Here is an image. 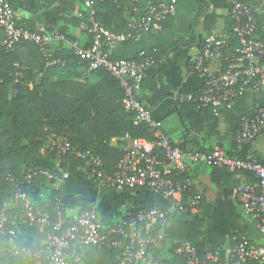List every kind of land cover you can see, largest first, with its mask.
I'll list each match as a JSON object with an SVG mask.
<instances>
[{
	"label": "built area",
	"instance_id": "2783aa9c",
	"mask_svg": "<svg viewBox=\"0 0 264 264\" xmlns=\"http://www.w3.org/2000/svg\"><path fill=\"white\" fill-rule=\"evenodd\" d=\"M87 12L78 23L80 30L90 37L86 48L76 47L74 54L88 64L89 71L104 70L118 84L122 93L121 106L133 117L135 125H144L149 138L124 136L125 145L120 149L119 161L113 172L104 169L103 160L92 152L73 146L68 140L58 138L53 148L59 159L72 157L85 163L93 183L117 190H146L165 199H174L176 212L185 215L199 210L197 196L188 195L192 183L186 175L189 162H204L231 174H246L235 188L234 194L243 213L254 221L264 234V160L255 157L232 158L221 150L182 151L173 145L164 132L161 122L156 120L139 97L140 85L146 72L155 67L149 51L141 50L133 59L111 58L106 45L112 35L96 17V7L105 0H81ZM136 3L137 0H131ZM181 0H158L149 4L146 13L126 24L129 41H135L141 32L160 33L162 21L176 15ZM229 2L231 33L235 40L232 59L240 64L237 68H225L210 73L207 59H223L226 41L218 36L205 38L201 52L189 62L192 74L205 77L203 88L196 94L181 93L180 103L193 104L197 108L210 109L214 117L230 105L234 98L247 91H259L264 87V42L257 37V20L250 6L238 0ZM1 47L13 53L19 44H32L46 55L52 44L64 42L60 33L32 31L19 23L11 5L0 0ZM154 52V51H153ZM55 60L48 65L59 64ZM15 83L22 78V68L15 64ZM264 136V105L250 113L242 114L234 140L238 144L250 142ZM35 177L49 181L57 179L55 174L44 171H29L23 179L7 176L14 186V195L2 201L0 210V236L13 241L17 237V225L21 218L31 228L40 232L33 246L20 249L25 264H80L79 248L92 246L116 253L119 264H146L151 250L158 245L163 229L168 223V213L160 208L141 209L130 212L119 223L103 226L93 205L77 220L65 226L64 203L55 198L56 223L50 224L49 215L33 202L25 191ZM21 203L22 214L16 210ZM228 253L229 264H262L264 245L256 244L246 237L235 239ZM175 254L182 257L183 264H224V256L218 248L207 251L201 259L193 243L181 241L176 244Z\"/></svg>",
	"mask_w": 264,
	"mask_h": 264
},
{
	"label": "crops",
	"instance_id": "0c3cea01",
	"mask_svg": "<svg viewBox=\"0 0 264 264\" xmlns=\"http://www.w3.org/2000/svg\"><path fill=\"white\" fill-rule=\"evenodd\" d=\"M12 7L19 23L32 31L62 33L64 42L51 45L50 54L73 51L76 47L86 48L90 37L80 30L78 23L86 15V8L81 0H6ZM108 5L96 7L98 18L102 25L112 35L107 50L113 59H133L141 50L152 53V58H159L160 49H172L178 39H188L191 32L196 43L191 47H179L171 56L158 59L163 68L158 72V78L172 93V97H161L157 93L155 79L146 73L139 91L142 104L150 110L152 116L161 122V126L171 143L182 151L221 150L232 158L245 159L255 157L264 160V136L253 141L238 144L234 140L238 129V121L242 114L250 113L264 105V87L259 91H247L236 97L228 107L221 110L214 121L201 120L198 116L190 120L187 115L179 114L173 102L181 93L196 94L204 86L205 77L192 74L189 62L202 49L204 40L209 35L223 38L227 43L223 59H207L210 73L219 72L225 68H237L240 64L232 59L234 44L229 19V2L226 0H181L177 6L176 15L169 19V26L163 27L160 33L141 32L135 41H129L128 23L143 16L151 4L150 0H107ZM158 1V0H157ZM252 8L257 20V36L264 42V0H238ZM114 5L115 7H113ZM203 14L199 16L201 8ZM205 15L211 18L205 19ZM233 39V40H232ZM2 34H0V46ZM154 51V52H153ZM103 76V75H102ZM100 74L88 71L84 66L49 67L46 72H38L37 78H46L49 82H68L79 85L71 89L72 93L93 95L96 104H86L91 117L97 114L109 113L115 102L109 101L104 111L99 107V101L113 95L114 87L107 83ZM108 79V78H107ZM31 86V85H30ZM79 91H76L78 90ZM72 95V94H71ZM65 94L67 98L71 97ZM111 102V103H110ZM110 146L120 150L124 145V137H113ZM23 163L26 166H42L57 172L54 181L44 180L36 185L34 202L39 205L52 201V191L63 188L89 206L96 209L103 226H111L121 222L128 213L141 209L160 208L167 211L168 223L162 233L167 239L164 248L154 247L146 264H158L166 261L168 264H183L182 260L174 258L171 249L181 241H188L195 246H201L209 251L218 248L224 256V264H229L228 253L232 249V235L246 237L250 241L264 245L262 234L256 223L247 217L235 199V188L243 180H249L246 174H231L221 171L211 180L212 168L204 162H187L186 175L192 186L203 195V204L193 215L180 214L175 211L171 199L146 190L128 191L99 186L92 182L88 173L78 169L71 161L53 163L43 156L36 157L25 154ZM36 236L18 234L12 243L0 242V264H25L20 249L33 246ZM80 264H113L107 263L99 250L92 246L79 248ZM115 258V257H114ZM116 260V258H115ZM264 264V262L262 263Z\"/></svg>",
	"mask_w": 264,
	"mask_h": 264
},
{
	"label": "trees",
	"instance_id": "16d2710c",
	"mask_svg": "<svg viewBox=\"0 0 264 264\" xmlns=\"http://www.w3.org/2000/svg\"><path fill=\"white\" fill-rule=\"evenodd\" d=\"M118 2V0H116ZM157 0H150L155 3ZM108 5V1L97 5ZM115 7L114 5H112ZM203 6L200 15L204 11ZM96 17L100 24L103 23ZM205 19L211 18L205 15ZM169 19L162 21V26H169ZM103 26V25H102ZM126 27V23H124ZM60 33V32H59ZM1 34V33H0ZM62 34V33H60ZM63 35V34H62ZM258 37V36H257ZM233 40V39H232ZM235 45V40H233ZM196 43V38L191 32L189 38L178 39L174 42L172 49H160L159 58H153L155 67L150 68L146 73L150 74L155 79L157 93L161 97H172V93L158 78V72L163 68V64L158 62L162 57L171 56L179 47H191ZM108 45V44H107ZM106 45V48H107ZM231 47V49H232ZM225 50V49H224ZM150 56H153L150 53ZM58 60L59 64L48 65L49 62ZM18 64L22 68V78L16 84L14 73V65ZM84 66L88 71V64L81 61L73 51H66L61 55L60 52L50 54V48L47 49V54H42L39 49L28 43L19 44L16 46L13 53H6L0 46V210L2 201L11 198L14 195V186L7 180V176L23 179L29 171L44 170L55 174L57 172L54 167L46 169L42 166L29 165L23 163L25 154L40 157L56 163L58 161H71L78 169H83L87 173L89 168L85 163L72 157L59 159L56 156L53 148V142L58 138L68 140L73 146H77L82 150L92 152L100 156L103 160L104 169L106 172H113L119 161L120 150L110 146V139L113 137H124L128 134L132 138H149L148 130L144 125H135L131 114L124 111L121 106L122 93L117 82L104 70L90 71L100 74L102 77H107L104 80L114 87L113 95L108 96L105 100L99 101V107L104 111V107L109 101L115 102V106L103 115H95L91 117L86 108V104H96L92 94L85 92L84 94H73L71 89L80 88L79 85H74L68 82L51 83L46 78H37L38 72H46L49 67H70ZM31 85V86H30ZM76 91H79L76 90ZM69 93L71 97L67 98L65 94ZM72 94V95H71ZM111 103V102H110ZM179 114L191 120L192 117H200L201 120L214 121V116L210 109L197 108L193 104L173 102ZM94 107V106H92ZM211 180L215 183L214 176L217 173L224 171L217 167L211 166ZM225 172V171H224ZM47 180L43 177L33 178L31 184L25 187V191L31 196L33 202L36 196V185ZM188 195L197 196L199 208L203 204V195L196 191L192 186ZM55 198L62 199L64 203L63 213L65 226L73 224L77 218L84 212L90 209L88 203H84L72 194L66 192L63 188H58L52 191V201L48 204H35L42 211L49 215L50 224L53 226L57 217L54 210ZM174 202V199H171ZM16 210L22 214L21 203H17ZM18 234H28L40 237V232L29 227L24 220L18 222ZM240 235H232V244H235V239H239ZM1 243H12L7 238L0 236ZM167 239L163 235L158 242V246L164 248ZM198 256L204 259L207 250L201 246H195ZM176 245L171 249L174 258L182 260V257L175 254ZM214 249V248H213ZM212 248L210 250H213ZM101 256L107 263L119 264L115 260L116 253L106 249L99 250ZM158 264H168L166 261H159ZM208 264V263H207Z\"/></svg>",
	"mask_w": 264,
	"mask_h": 264
}]
</instances>
